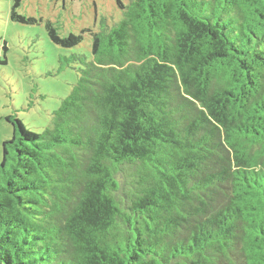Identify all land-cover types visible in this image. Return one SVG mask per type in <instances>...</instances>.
<instances>
[{
  "label": "trees",
  "instance_id": "trees-1",
  "mask_svg": "<svg viewBox=\"0 0 264 264\" xmlns=\"http://www.w3.org/2000/svg\"><path fill=\"white\" fill-rule=\"evenodd\" d=\"M117 3L45 22L91 58L42 131L7 117L0 264H264V0Z\"/></svg>",
  "mask_w": 264,
  "mask_h": 264
},
{
  "label": "rangeland",
  "instance_id": "rangeland-1",
  "mask_svg": "<svg viewBox=\"0 0 264 264\" xmlns=\"http://www.w3.org/2000/svg\"><path fill=\"white\" fill-rule=\"evenodd\" d=\"M12 3L0 0V159L2 142L13 133L7 117L42 131L78 78L79 64L66 65V58L73 53L91 58L88 33L79 45L63 48L50 41L45 22L65 36L86 28L95 31L102 18L111 25L122 15L117 0H21L17 13L36 19L28 24L11 19Z\"/></svg>",
  "mask_w": 264,
  "mask_h": 264
}]
</instances>
